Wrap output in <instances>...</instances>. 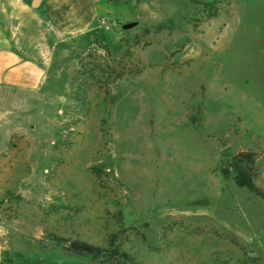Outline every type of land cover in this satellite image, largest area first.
Returning <instances> with one entry per match:
<instances>
[{
	"label": "rangeland",
	"instance_id": "1",
	"mask_svg": "<svg viewBox=\"0 0 264 264\" xmlns=\"http://www.w3.org/2000/svg\"><path fill=\"white\" fill-rule=\"evenodd\" d=\"M35 1L0 0V47L48 67L0 81V264H264V200L221 173L254 151L264 190V0H100V45Z\"/></svg>",
	"mask_w": 264,
	"mask_h": 264
},
{
	"label": "crops",
	"instance_id": "2",
	"mask_svg": "<svg viewBox=\"0 0 264 264\" xmlns=\"http://www.w3.org/2000/svg\"><path fill=\"white\" fill-rule=\"evenodd\" d=\"M107 12L108 6L100 0H46L44 4L47 21L54 32L59 34L54 45H59L70 37L81 35L94 40L97 24L101 18L107 16ZM3 41L10 44L0 47L1 82L33 89L46 81L45 68L48 67L25 57L21 45L7 39Z\"/></svg>",
	"mask_w": 264,
	"mask_h": 264
},
{
	"label": "trees",
	"instance_id": "3",
	"mask_svg": "<svg viewBox=\"0 0 264 264\" xmlns=\"http://www.w3.org/2000/svg\"><path fill=\"white\" fill-rule=\"evenodd\" d=\"M219 1L221 0H211L209 3H207V6H209L211 9H214ZM99 29L107 31L103 28ZM98 37V34H96L95 42L97 45H100L101 43ZM104 37H107V34H104ZM259 159L260 154L254 151L245 150L238 152L234 154L225 164L221 170V173L226 179L232 175L234 177L235 183L239 187L246 188L250 193L264 200V190L256 183V179L260 173L258 165ZM51 237L58 244H66V250L80 258L98 259L108 252L106 248L94 243H90L84 239H69L55 234H52ZM111 254L114 256H120V252L117 249L112 250Z\"/></svg>",
	"mask_w": 264,
	"mask_h": 264
},
{
	"label": "built area",
	"instance_id": "4",
	"mask_svg": "<svg viewBox=\"0 0 264 264\" xmlns=\"http://www.w3.org/2000/svg\"><path fill=\"white\" fill-rule=\"evenodd\" d=\"M114 25V22L108 20L106 17L99 20V28L110 30Z\"/></svg>",
	"mask_w": 264,
	"mask_h": 264
},
{
	"label": "water",
	"instance_id": "5",
	"mask_svg": "<svg viewBox=\"0 0 264 264\" xmlns=\"http://www.w3.org/2000/svg\"><path fill=\"white\" fill-rule=\"evenodd\" d=\"M39 0H36L35 3H37ZM135 23H127V24H124L123 25V29H129L131 28L132 26H134Z\"/></svg>",
	"mask_w": 264,
	"mask_h": 264
}]
</instances>
